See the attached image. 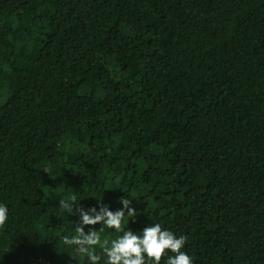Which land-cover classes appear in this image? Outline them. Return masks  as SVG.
Instances as JSON below:
<instances>
[{
    "label": "trees",
    "instance_id": "1",
    "mask_svg": "<svg viewBox=\"0 0 264 264\" xmlns=\"http://www.w3.org/2000/svg\"><path fill=\"white\" fill-rule=\"evenodd\" d=\"M71 195L264 264V0H0V264H85Z\"/></svg>",
    "mask_w": 264,
    "mask_h": 264
},
{
    "label": "clouds",
    "instance_id": "2",
    "mask_svg": "<svg viewBox=\"0 0 264 264\" xmlns=\"http://www.w3.org/2000/svg\"><path fill=\"white\" fill-rule=\"evenodd\" d=\"M97 202V205L85 208L76 203L75 195L59 200L60 209L77 217L73 234L64 235L63 243L83 256L85 264H160L162 256L166 257L165 264H193L184 250L186 236H178L158 223L145 226L140 231L142 234L131 228H122L126 219L133 220L137 215L128 196L119 198L122 207L115 211L101 200ZM8 217L7 205L0 203V226L6 223ZM95 225L100 227H88ZM104 229L115 230L119 235L102 239Z\"/></svg>",
    "mask_w": 264,
    "mask_h": 264
},
{
    "label": "built area",
    "instance_id": "3",
    "mask_svg": "<svg viewBox=\"0 0 264 264\" xmlns=\"http://www.w3.org/2000/svg\"><path fill=\"white\" fill-rule=\"evenodd\" d=\"M39 264H50V263H48V262H46V261H41V260H39Z\"/></svg>",
    "mask_w": 264,
    "mask_h": 264
}]
</instances>
